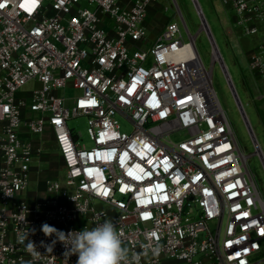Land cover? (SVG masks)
<instances>
[{
	"label": "built area",
	"instance_id": "built-area-1",
	"mask_svg": "<svg viewBox=\"0 0 264 264\" xmlns=\"http://www.w3.org/2000/svg\"><path fill=\"white\" fill-rule=\"evenodd\" d=\"M159 1L0 0V264H76L70 245L47 250L42 225L106 220L133 264H264V199L213 86L224 60L212 42L208 69L186 22L189 40L169 21L144 46ZM228 2L258 34L264 0ZM249 68L264 79V46ZM79 117L90 146L69 125ZM48 142L65 176L31 200Z\"/></svg>",
	"mask_w": 264,
	"mask_h": 264
},
{
	"label": "rangeland",
	"instance_id": "rangeland-1",
	"mask_svg": "<svg viewBox=\"0 0 264 264\" xmlns=\"http://www.w3.org/2000/svg\"><path fill=\"white\" fill-rule=\"evenodd\" d=\"M196 1L202 11L201 15L195 0H160L156 3L149 12L148 21H150V29L147 34L148 43L144 46L149 47L152 45L163 30L165 24L169 21L178 22L185 39L189 40L188 33L184 27V22H186L190 33L196 36V46L205 66L210 69L213 65V44L209 33L203 29L202 18H205L209 23L211 28L210 32L225 61L246 116H244L237 102L220 62H215L213 65V86L234 128L243 152L249 155V170L254 176L264 199V161L259 155L255 154L258 143L264 153V86L257 84L260 87L258 86L257 89L251 92L252 88L249 80L253 72L248 67L247 61L240 57L241 42L248 43L252 38L243 35L240 36V33H238L239 40L236 36H231L228 33V27L224 24L223 19V6L219 2L215 4L213 0ZM255 77L253 78L256 82L264 80L259 79L257 75ZM30 87H32V84L28 85L27 88ZM71 106L72 104H69V107ZM118 119L123 130H131L132 126L126 118L118 116ZM69 125L75 129L76 133H82L81 138L83 139V144L86 146L91 145V140L87 132L88 125L86 118H73L69 121ZM182 136V132L176 133L171 136V139L179 140ZM50 138V135L46 136L47 140H50ZM46 147L47 149L43 155L41 165H39V170L34 173L32 178L30 188L31 200L45 195L47 179L58 178L62 180L65 176L54 144L48 142ZM81 223L70 224L66 227L81 228Z\"/></svg>",
	"mask_w": 264,
	"mask_h": 264
},
{
	"label": "clouds",
	"instance_id": "clouds-1",
	"mask_svg": "<svg viewBox=\"0 0 264 264\" xmlns=\"http://www.w3.org/2000/svg\"><path fill=\"white\" fill-rule=\"evenodd\" d=\"M41 230L46 236L53 234L56 236L52 244L47 246L48 251H52V246L57 240L66 247L70 245L65 256L78 255L76 264H133V261L139 260V256H133L132 260H129V250L122 245L121 234L110 220L97 224L91 229L85 227L81 231L67 234L46 223L42 225ZM26 239L28 240L27 250L37 255L36 247L28 236L20 237L18 242L23 244Z\"/></svg>",
	"mask_w": 264,
	"mask_h": 264
},
{
	"label": "crops",
	"instance_id": "crops-1",
	"mask_svg": "<svg viewBox=\"0 0 264 264\" xmlns=\"http://www.w3.org/2000/svg\"><path fill=\"white\" fill-rule=\"evenodd\" d=\"M213 2L215 4H217L219 2L223 6L222 7L223 8L222 9L223 10V12H222L223 13V19H224V24L228 27V33L231 36H236L239 40H240V38L238 36V33H240V36L241 35L245 36L241 30V27H239L237 25V19H238L237 14H236L234 8L231 6V4L228 2V0H213ZM207 24L209 26V29L211 30L208 22H207ZM148 25H150V21H149ZM259 26H260V31L258 34L254 35V36H245V37H251L252 38V40L250 42L244 43L242 41L240 44V57L247 61L248 67H249V59H250V56L252 55V53L257 49V47L264 46V21L262 23H260ZM149 29H150V26H149ZM224 63H225V61H224ZM225 66H226V64H225ZM226 68H227V66H226ZM227 71H228V69H227ZM253 77H255L254 73H252V75L250 76V80H249L250 84H251V88H252L251 92L258 88L259 85H257V84H260V86H262V85L264 86V80L263 81L259 80V82H256ZM259 79H261V78H259Z\"/></svg>",
	"mask_w": 264,
	"mask_h": 264
},
{
	"label": "water",
	"instance_id": "water-1",
	"mask_svg": "<svg viewBox=\"0 0 264 264\" xmlns=\"http://www.w3.org/2000/svg\"><path fill=\"white\" fill-rule=\"evenodd\" d=\"M195 3H196V5H197V7H198V10H199L200 7L198 6V3H197L196 0H195ZM183 20H184V19H183ZM203 22L206 23L205 18L203 19ZM206 25H207V23H206ZM207 32L209 33V36H210L211 41H212V42H215V41H214V38H213V36H212V34H211V32H210V29L208 28V25H207ZM224 71H225V73H226V76H227L228 82H229V84H230V86H231V89H232V91H233V93H234V95H235V97H236V99H237V102L239 103V106H240V108H241V110H242L244 116H246L245 111H244V108H243V106H242V104H241L240 98H239V96H238V93L236 92L235 86H234V84H233V81H232V79H231V77H230V75H229V73H228L226 67H224ZM246 119H247V117H246ZM249 127H250V130H251V132H252V129H251L250 124H249Z\"/></svg>",
	"mask_w": 264,
	"mask_h": 264
},
{
	"label": "bare ground",
	"instance_id": "bare-ground-1",
	"mask_svg": "<svg viewBox=\"0 0 264 264\" xmlns=\"http://www.w3.org/2000/svg\"><path fill=\"white\" fill-rule=\"evenodd\" d=\"M199 12H200V14L202 13L201 9H199ZM205 25H206V24H205ZM218 55H219V58H221L219 53H218ZM258 145H259V150H261V153H260V154H261V156L263 157V154H264V153H263V151H262L261 146H260L259 143H258ZM259 152H260V151H259Z\"/></svg>",
	"mask_w": 264,
	"mask_h": 264
}]
</instances>
